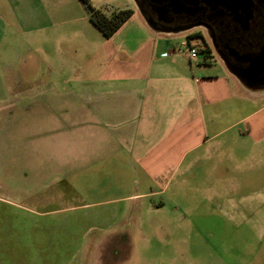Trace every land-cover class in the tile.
<instances>
[{"label": "crops", "instance_id": "crops-1", "mask_svg": "<svg viewBox=\"0 0 264 264\" xmlns=\"http://www.w3.org/2000/svg\"><path fill=\"white\" fill-rule=\"evenodd\" d=\"M129 8L130 19L106 38L79 0H0L2 95L20 98L5 86L25 79L73 86L76 108L64 98L54 109L51 94H37L29 114L51 127L60 118L61 149L75 150L77 165L64 180L75 177L80 206L95 208L101 225L117 222L126 203L190 214L228 208L230 192L260 191V177L245 180L242 170L264 164V74L249 81L231 71L204 28L154 29ZM76 34L85 37L74 50L81 60L58 49L57 65L53 42Z\"/></svg>", "mask_w": 264, "mask_h": 264}, {"label": "rangeland", "instance_id": "rangeland-1", "mask_svg": "<svg viewBox=\"0 0 264 264\" xmlns=\"http://www.w3.org/2000/svg\"><path fill=\"white\" fill-rule=\"evenodd\" d=\"M128 1L90 3L107 14L138 8L135 0ZM81 39L76 34L53 42L57 65L58 49L70 60H81L74 52ZM28 58L21 54L20 68ZM5 87L22 95L9 99L0 85V264H264V164L243 166L245 180L260 177V191L230 192L228 208L188 214L171 206L160 210L126 203L117 222L105 219L100 225L95 208L80 206L75 177L64 180L77 165L71 159L75 150L66 156L61 149L60 118L51 127L43 116L29 114L38 107L32 101L37 94H51L54 109L64 108V98L68 108H76L73 86H34L25 79L23 85ZM64 157L70 158L68 165Z\"/></svg>", "mask_w": 264, "mask_h": 264}, {"label": "flooded vegetation", "instance_id": "flooded-vegetation-1", "mask_svg": "<svg viewBox=\"0 0 264 264\" xmlns=\"http://www.w3.org/2000/svg\"><path fill=\"white\" fill-rule=\"evenodd\" d=\"M142 6L146 16L153 19L158 27L191 29L201 27L214 38L217 49L226 57L230 65L238 69H247L250 65L239 62L231 54L234 49L245 55L248 49L252 54H260L264 47V0H248L250 9H253V18L249 21V30L242 29L239 19H243L248 13L246 8L230 6L229 0H221L220 9L222 15L214 17L209 0H181L183 6L178 9L168 6L167 0L153 2L152 0H137ZM211 1V0H210ZM203 8L193 11L194 3ZM253 6H252V5ZM168 12L162 16L158 8L165 6ZM205 25L203 27L202 25ZM213 41V40H212ZM213 43V42H212ZM252 45V47L250 46ZM218 54V53H217Z\"/></svg>", "mask_w": 264, "mask_h": 264}, {"label": "water", "instance_id": "water-1", "mask_svg": "<svg viewBox=\"0 0 264 264\" xmlns=\"http://www.w3.org/2000/svg\"><path fill=\"white\" fill-rule=\"evenodd\" d=\"M153 2H159L160 0H152ZM168 6L173 7L174 9H178L179 7H182L183 4L181 0H167ZM189 1V0H188ZM242 3L239 2V0H229L230 6H233L234 8H237L238 5L241 3V7L246 8L245 11H248L249 14H247L243 19H239V23L241 24V27L243 30L247 31L249 30V21L253 18V9H250V3H248V0H241ZM137 3L138 9L140 10L141 14L144 16L147 24L154 29L159 28L156 24V22L147 17L145 12L142 9V6L140 3L135 0ZM190 2V1H189ZM209 4H211V9L214 11L213 15L214 17H218L222 15V11L220 9L221 0H209L207 1ZM195 8L193 11H199L200 9H203L202 7H198V2L194 3ZM252 5V4H251ZM253 6V5H252ZM166 5L158 8V11L162 16L166 15L168 10L166 9ZM204 25V24H203ZM205 26V25H204ZM213 46L220 56V58L225 62L226 66L233 71L234 73L241 76L243 79L249 80V81H260L261 77L260 75L264 74V47L260 54H250V55H240V53L234 49H231V54L236 58L239 62H250V66L247 69H238L230 65L226 57L217 49V46L214 42V38L212 37ZM252 47V45H250Z\"/></svg>", "mask_w": 264, "mask_h": 264}, {"label": "trees", "instance_id": "trees-1", "mask_svg": "<svg viewBox=\"0 0 264 264\" xmlns=\"http://www.w3.org/2000/svg\"><path fill=\"white\" fill-rule=\"evenodd\" d=\"M86 11L92 24L106 37H111L130 17L134 11L132 9H115L110 14H106L101 9L92 6L90 0H79ZM192 37H202L196 34ZM191 38V37H189ZM203 38V37H202ZM208 45L205 43V47Z\"/></svg>", "mask_w": 264, "mask_h": 264}, {"label": "built area", "instance_id": "built-area-1", "mask_svg": "<svg viewBox=\"0 0 264 264\" xmlns=\"http://www.w3.org/2000/svg\"><path fill=\"white\" fill-rule=\"evenodd\" d=\"M189 53H190V57L193 58V59H196L199 56L198 49L197 48H194V47H190Z\"/></svg>", "mask_w": 264, "mask_h": 264}]
</instances>
